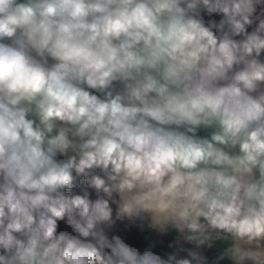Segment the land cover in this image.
Returning a JSON list of instances; mask_svg holds the SVG:
<instances>
[{
    "label": "clouds",
    "instance_id": "clouds-1",
    "mask_svg": "<svg viewBox=\"0 0 264 264\" xmlns=\"http://www.w3.org/2000/svg\"><path fill=\"white\" fill-rule=\"evenodd\" d=\"M0 264H264V0H0Z\"/></svg>",
    "mask_w": 264,
    "mask_h": 264
}]
</instances>
